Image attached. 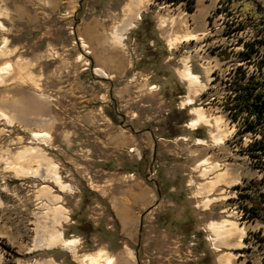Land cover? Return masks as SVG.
<instances>
[{
	"label": "rangeland",
	"instance_id": "374dc122",
	"mask_svg": "<svg viewBox=\"0 0 264 264\" xmlns=\"http://www.w3.org/2000/svg\"><path fill=\"white\" fill-rule=\"evenodd\" d=\"M149 1L118 45L112 33L127 0H0V71L11 72L0 84V264H82L69 251L36 247L48 239L54 207L64 209L60 230L77 240L79 258L128 248L131 264H219L224 256L251 264L244 241L259 223L238 219L233 198L250 194L252 204L264 194V156L252 139L264 118L246 97L264 95V0H233V22L212 21L222 31L209 33L211 12L232 0ZM241 19L246 26L229 32ZM240 32L254 48L231 38ZM184 65L204 85L196 95L178 75ZM187 95L192 103L183 105ZM193 109L208 124L189 126ZM41 131L49 143L32 138ZM29 149L40 158L22 157ZM224 171L234 182L216 186L203 208L198 188ZM221 221L243 229L240 239L212 233L209 223Z\"/></svg>",
	"mask_w": 264,
	"mask_h": 264
},
{
	"label": "bare ground",
	"instance_id": "6f19581e",
	"mask_svg": "<svg viewBox=\"0 0 264 264\" xmlns=\"http://www.w3.org/2000/svg\"><path fill=\"white\" fill-rule=\"evenodd\" d=\"M149 2H150L149 0H127V3L123 6V9H122V12H123L122 22L120 25H118L117 27L114 28L113 33H112L113 40L115 41L116 44L122 45L121 42L124 39V35L126 34V32L128 30H130L131 28H133L135 26V24L137 23V21L140 18V14L144 11V9L149 4ZM232 5H233V0L230 3V5L227 7H224L221 2L218 4L217 8L214 10V12L219 13L218 20L221 21V19H223V18L227 20L229 18L226 16L228 10L231 13H235V10L233 9ZM237 15H239V14H237ZM257 22H258V26H260L259 24L261 23V21L257 20ZM253 24L256 25V22H253ZM235 26L237 28H241V27L244 28L246 26V24H244L243 20L241 19V22L239 25H232L231 24L230 26H228L230 29L229 32H231V33L234 32V30L236 28ZM0 29H2L1 24H0ZM236 36L237 37H235V35H231V38L234 37V38L241 39L242 50L248 51L250 46L252 48H254L252 43H249V44L246 43L247 41L252 40L250 37H248L247 33L240 32V33L236 34ZM193 37L194 36H190L188 38L183 37V39L189 40V39H192ZM236 41L237 40L235 39V42ZM168 42L170 45L173 46V44L176 42V39L175 38L170 39V40H168ZM9 67L10 66L7 65V66L3 67V69L0 71V84L3 83V78L5 77V75H9L11 73V72H9L10 71ZM96 72L101 77H105V73L102 70L96 69ZM178 75H179L181 80L187 82L188 87L190 89L189 93L192 92V95H196L199 91H201L203 89L204 85L200 82L198 77L189 70V68L186 65H184L183 69L178 72ZM237 91H240V90L238 89ZM261 99L264 100V95H262ZM17 101H20V99L18 98ZM2 102H4V101L0 100V103H2ZM191 103H192V98L190 95H187V97L182 102L183 105L184 104L190 105ZM191 111L194 114L195 118L189 122V126L194 127L199 122H204V123L208 124V120L205 119V116L202 114L201 110L193 109ZM263 115H264V112H263ZM4 116L5 115L1 112L0 117L3 118ZM260 133H256V134L252 135L253 141L256 139V137H259V138L261 137ZM31 136L36 142H40L43 144L49 143V140H50V137L48 136V134H46L45 132H42V131L41 132H33V133H31ZM211 138H212V142L216 143V144L222 143V141H223V136H221V135L219 136V135L214 134V135H212ZM198 143H204V142L199 140ZM36 151H37V149L24 150L23 152H21V156L22 157H29L34 152L35 157L40 158L38 152H36ZM40 155L42 156V154H40ZM42 159H44V158H42ZM253 160L255 161V159H253ZM47 162H48V160H47ZM200 164H208V163L203 161ZM50 166L51 165L49 164L48 168L50 170H48V171H49L50 176L53 177L54 181L57 184H59V186H62L60 184L58 176L55 174L56 172H54V169ZM214 167H217V166H214ZM214 167L210 168V169H203V172H202L203 176H207L210 173L212 174L213 170L218 169V168L214 169ZM18 170H19V168H18ZM35 170L32 173V172H28L27 169L24 168V169H22L21 172L23 174L25 173V174L33 175L35 173ZM228 177L229 176H227L225 174V171L216 173L211 177L212 180L210 182H207L205 185H202L198 188V190H199L198 194L200 196H202L204 199L201 202L203 208H207L209 206V204H211L215 200V199L208 198V195L211 194V192L213 191V189L216 186H218L221 183L229 184V183L234 182L233 180L229 181ZM237 194H242V193H237ZM55 199L58 200V198H55ZM235 207H238L235 209V212H242V205H236ZM47 210H48L47 213H49V215H50V218L47 219L48 221L45 222V223H47L46 228L48 231V239L46 240V242L42 243L41 245L38 244L39 246H36V247L47 248V249H50L52 247H54V248L58 247L62 250L69 251L72 254L73 258L80 260L82 264H131V261H133V259H134L133 252L130 251L128 248H125L124 251L116 254L113 257L107 256L104 252H97L95 255H87V256H83V257L79 258L76 254V248H75L77 240L76 239H71V240L64 239L62 236L61 230H60L62 223H64L67 220V217L64 215V213H65L64 209H61L59 207L58 208L54 207V208H47ZM119 214H122V213L120 212ZM122 219L125 223L128 221L126 217L124 218V216L122 217ZM125 223H123V224H125ZM208 228L210 229V231H212V233H214L215 235H218L221 240H225L226 238H228L229 236H232V235H237V237L240 239V237L243 234V229H238L237 227H235V225H233L232 223H228L227 221H221L219 223L218 222L217 223L211 222V223H209ZM219 237L216 239L217 241L215 243L217 248H220L221 246L225 245V241H221L220 243H218ZM245 241H244V243H245ZM239 243H240L239 240H237V242L232 244V245L234 247H237L239 245ZM51 262L52 261L47 260L45 262V264H52ZM101 262H103V263H101ZM218 263L219 264H232L230 261V258L228 256H224L222 259L221 258L218 259Z\"/></svg>",
	"mask_w": 264,
	"mask_h": 264
},
{
	"label": "built area",
	"instance_id": "2783aa9c",
	"mask_svg": "<svg viewBox=\"0 0 264 264\" xmlns=\"http://www.w3.org/2000/svg\"><path fill=\"white\" fill-rule=\"evenodd\" d=\"M218 16H219L218 12H214V11L211 12L210 17L208 19V22H210V25L208 24L209 26L208 33L213 32L218 28H219L218 31L219 30L222 31V27L221 28L216 27V26L213 27V24H212V21H215V20L218 21ZM228 22H233L232 18H229ZM225 34H230V33L225 32ZM229 37L230 35H228V37L226 38L229 39ZM226 49L229 50V47H227ZM250 153L252 152L250 151ZM262 164L263 163H259V165L261 166ZM236 191H237V188L234 189L233 194ZM233 194H231V196H233ZM252 198L253 197L250 194H246V195L245 194H235L233 201H235L237 205H242V212H235V213L237 214V218L241 219V221L243 222H246L249 224L252 223V225H254L255 222L259 223V225L256 226L255 229H252V231L248 233L249 238L245 241V244H248L251 247H255L256 249H261V248L263 249L264 248V194L263 196L258 197V199L255 198L254 200H257V201H254L252 202V204H250ZM255 205L257 207H255Z\"/></svg>",
	"mask_w": 264,
	"mask_h": 264
},
{
	"label": "crops",
	"instance_id": "0c3cea01",
	"mask_svg": "<svg viewBox=\"0 0 264 264\" xmlns=\"http://www.w3.org/2000/svg\"><path fill=\"white\" fill-rule=\"evenodd\" d=\"M197 9H194V12H192V14H195ZM254 8L251 7V9H249L248 7H241L240 8V12L243 13V14H251V13H248V12H254ZM191 14V13H189ZM199 14V20L202 21V17H204L205 19V15L206 14H202V13H198ZM201 27L198 29L199 32H201ZM134 191L135 192H139L140 191V188H134ZM256 248L255 247H251V250H248L246 252V255H248L250 257V263L251 264H264V248L263 249H259V250H255ZM245 254V253H244Z\"/></svg>",
	"mask_w": 264,
	"mask_h": 264
},
{
	"label": "trees",
	"instance_id": "16d2710c",
	"mask_svg": "<svg viewBox=\"0 0 264 264\" xmlns=\"http://www.w3.org/2000/svg\"><path fill=\"white\" fill-rule=\"evenodd\" d=\"M240 90V88H238ZM247 92V96L246 97H252L253 99L251 100L252 104L254 105V107L262 114H260V117L264 118L263 112H264V100L261 99L262 95L260 94H255V96L253 97L252 92L251 91H246ZM263 112H262V111ZM260 133V132H258ZM261 137L259 138V142H258V149L261 152L260 153V157H262L264 155V130L261 131ZM263 134V135H262ZM84 222V221H83ZM84 224L88 225L87 222H85ZM89 226V225H88ZM79 230V229H78Z\"/></svg>",
	"mask_w": 264,
	"mask_h": 264
}]
</instances>
